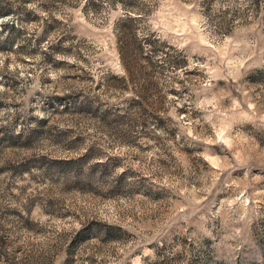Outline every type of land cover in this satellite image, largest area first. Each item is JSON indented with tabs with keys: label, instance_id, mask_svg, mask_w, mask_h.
I'll list each match as a JSON object with an SVG mask.
<instances>
[{
	"label": "rangeland",
	"instance_id": "obj_1",
	"mask_svg": "<svg viewBox=\"0 0 264 264\" xmlns=\"http://www.w3.org/2000/svg\"><path fill=\"white\" fill-rule=\"evenodd\" d=\"M0 264H264V0H0Z\"/></svg>",
	"mask_w": 264,
	"mask_h": 264
}]
</instances>
